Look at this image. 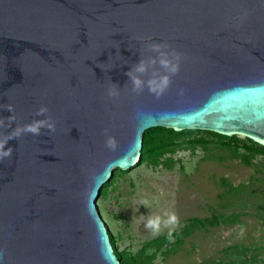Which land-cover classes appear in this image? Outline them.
<instances>
[{
    "label": "water",
    "instance_id": "1",
    "mask_svg": "<svg viewBox=\"0 0 264 264\" xmlns=\"http://www.w3.org/2000/svg\"><path fill=\"white\" fill-rule=\"evenodd\" d=\"M148 38L182 54L159 96L127 76ZM41 104L55 131L14 135ZM154 127L264 146V0H0V264H120L96 203Z\"/></svg>",
    "mask_w": 264,
    "mask_h": 264
},
{
    "label": "rangeland",
    "instance_id": "2",
    "mask_svg": "<svg viewBox=\"0 0 264 264\" xmlns=\"http://www.w3.org/2000/svg\"><path fill=\"white\" fill-rule=\"evenodd\" d=\"M197 137L213 140L203 134ZM238 138L244 145V137ZM239 153L244 161L212 142L206 148L179 150L166 165L137 163L118 174L96 203L116 248L136 254L160 236H171L174 242L184 226L199 219L203 226L194 228L174 251L157 253L150 264L228 260L238 264L242 255L253 254L255 264H264V157H252L243 149ZM228 185L240 191L229 192ZM173 213L176 222L170 220ZM220 214H229L233 221L214 223L212 218ZM149 216L159 217L158 231L145 227Z\"/></svg>",
    "mask_w": 264,
    "mask_h": 264
},
{
    "label": "trees",
    "instance_id": "3",
    "mask_svg": "<svg viewBox=\"0 0 264 264\" xmlns=\"http://www.w3.org/2000/svg\"><path fill=\"white\" fill-rule=\"evenodd\" d=\"M199 134L208 135L213 140L208 142L203 137H197ZM246 141L244 145H242L237 135H233L230 137L217 134L212 131H203V130H183V131H174L172 129H167L163 127H154L145 130L142 134V149H141V157L136 162L135 165L138 164H149L152 167H156L159 165H166V163L170 162V156L174 155L177 151L191 148L193 149L195 146H200L206 148L209 143L219 144L223 148L228 149L232 153H235L238 158L243 161L245 160V156L242 153H239L240 149H243L247 155L256 156L261 155L264 157V146L259 145L252 140L245 138ZM134 165V166H135ZM126 171H122L118 168L113 170L112 178L102 187L100 196H103L107 193L108 187L114 182L115 177H117L120 173H125ZM264 180V179H263ZM229 192H239L240 189L238 187H233L228 185ZM248 188V186H243L242 189ZM99 196V197H100ZM213 222L216 224L219 223H229L232 222L233 219L230 218L229 214H220L218 216H214ZM204 222L199 219L191 220L184 228L176 234L174 242H171V236H160L149 242H147L142 248H140L136 254H132L125 250L119 251L115 246V239L113 235L108 231L110 243L113 247L114 254L116 258L119 260L120 264H150L153 259L156 257L157 253H161V255H166L169 252L174 251V247L181 244L184 237L189 235L191 231L196 228L203 226ZM244 251L242 250V254ZM245 254V253H244ZM242 255V262L238 264H255L254 261L257 255ZM250 259L252 261H250ZM198 264H235L232 261H202Z\"/></svg>",
    "mask_w": 264,
    "mask_h": 264
},
{
    "label": "clouds",
    "instance_id": "4",
    "mask_svg": "<svg viewBox=\"0 0 264 264\" xmlns=\"http://www.w3.org/2000/svg\"><path fill=\"white\" fill-rule=\"evenodd\" d=\"M145 47L148 54L140 55L139 60L127 70V76L131 80L133 91H142L146 85L150 92L159 96L170 86L173 75L179 71L182 54L171 47L166 40L154 41L148 38ZM120 88L121 86L118 83L111 81V86L107 90L108 96H117ZM9 107L11 108L12 106L10 105ZM47 113H49L48 105L41 104L36 109V118L25 125L17 126L14 130V135H21L25 131L39 134L42 128L55 131L56 122L50 115H46ZM105 132V145L115 149L117 146L115 136L108 134L107 130ZM12 138L13 136L9 135L8 139ZM5 144H7V140H0V160L12 154L11 146L4 147ZM170 220L173 222L177 221L175 213L171 215ZM145 227L158 231L160 227L159 217L149 216L145 222Z\"/></svg>",
    "mask_w": 264,
    "mask_h": 264
}]
</instances>
